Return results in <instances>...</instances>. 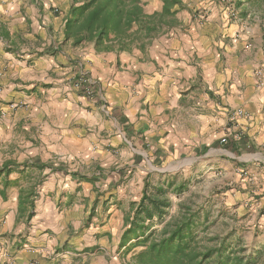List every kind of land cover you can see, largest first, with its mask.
<instances>
[{
	"label": "crops",
	"instance_id": "0c3cea01",
	"mask_svg": "<svg viewBox=\"0 0 264 264\" xmlns=\"http://www.w3.org/2000/svg\"><path fill=\"white\" fill-rule=\"evenodd\" d=\"M69 3L0 0V264H107L151 163L206 154L260 264L264 0H182L126 49L65 40Z\"/></svg>",
	"mask_w": 264,
	"mask_h": 264
},
{
	"label": "trees",
	"instance_id": "16d2710c",
	"mask_svg": "<svg viewBox=\"0 0 264 264\" xmlns=\"http://www.w3.org/2000/svg\"><path fill=\"white\" fill-rule=\"evenodd\" d=\"M159 4L148 13L146 0H70L62 17L64 39L73 46L89 42L105 49L113 43L121 49L133 43L142 47L174 16L182 0H159ZM149 186L146 182L140 200L123 219L126 228L118 247L124 246L126 252L135 249L129 264H256V256L232 245L227 237L208 235V213L201 217L200 208L179 201L171 212L169 193L180 196L188 183L158 182L153 191ZM154 224L158 227L152 228Z\"/></svg>",
	"mask_w": 264,
	"mask_h": 264
},
{
	"label": "rangeland",
	"instance_id": "374dc122",
	"mask_svg": "<svg viewBox=\"0 0 264 264\" xmlns=\"http://www.w3.org/2000/svg\"><path fill=\"white\" fill-rule=\"evenodd\" d=\"M147 3L150 5H157L159 0H147ZM207 156L208 154L199 157L192 162H190L189 159H183L180 161L168 159L152 162L151 170L147 175L148 182L150 183L149 190L153 191L154 185L162 180L166 181V179L176 182L184 181L188 183V189L181 193L180 196L169 193L173 202L171 212L176 210V206L179 201L191 203L194 205V208H200L201 217H203L205 213H208V235L216 232L217 234H222L227 238L229 237V240H231L234 239L235 236L231 231L236 230L233 226L230 227V222L225 218L230 216L223 214V209L221 208L224 203L223 197H225L222 193L230 186L217 179L219 177L218 174L213 172L210 173L206 169V162L208 159ZM129 193H131V190ZM239 226L238 232L249 231V225L239 224ZM156 227H158V225L154 224L152 228ZM250 235H248V242H252L256 236L253 234L252 238H250ZM200 236H203L204 238L203 234H200ZM249 246H251V243ZM134 250L126 252V250L123 249L118 253V255H111L112 259H108L107 264H129ZM251 252L252 248L249 249V253ZM261 257H263V255L258 254V259ZM260 264H264V260L260 262Z\"/></svg>",
	"mask_w": 264,
	"mask_h": 264
},
{
	"label": "built area",
	"instance_id": "2783aa9c",
	"mask_svg": "<svg viewBox=\"0 0 264 264\" xmlns=\"http://www.w3.org/2000/svg\"><path fill=\"white\" fill-rule=\"evenodd\" d=\"M75 85L78 86V87H85L84 90L88 94L92 93L91 82L86 78L85 74L80 76L79 78H77V80L75 81ZM236 112L239 115H244L245 114L243 110H237Z\"/></svg>",
	"mask_w": 264,
	"mask_h": 264
}]
</instances>
